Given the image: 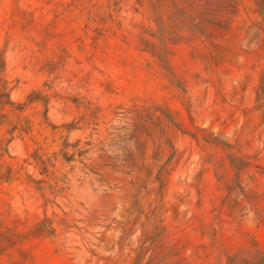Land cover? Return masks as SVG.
Wrapping results in <instances>:
<instances>
[{
	"label": "rangeland",
	"instance_id": "1",
	"mask_svg": "<svg viewBox=\"0 0 264 264\" xmlns=\"http://www.w3.org/2000/svg\"><path fill=\"white\" fill-rule=\"evenodd\" d=\"M0 264H264V0H0Z\"/></svg>",
	"mask_w": 264,
	"mask_h": 264
},
{
	"label": "trees",
	"instance_id": "2",
	"mask_svg": "<svg viewBox=\"0 0 264 264\" xmlns=\"http://www.w3.org/2000/svg\"><path fill=\"white\" fill-rule=\"evenodd\" d=\"M2 69H0V109L5 107L6 104L11 103L10 90H8L7 84L3 82L1 75Z\"/></svg>",
	"mask_w": 264,
	"mask_h": 264
}]
</instances>
